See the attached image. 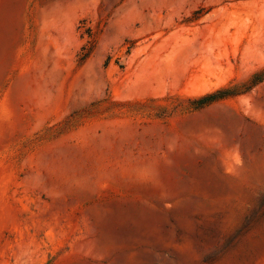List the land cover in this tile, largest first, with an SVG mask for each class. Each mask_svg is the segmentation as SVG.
Here are the masks:
<instances>
[{
    "label": "rangeland",
    "instance_id": "obj_1",
    "mask_svg": "<svg viewBox=\"0 0 264 264\" xmlns=\"http://www.w3.org/2000/svg\"><path fill=\"white\" fill-rule=\"evenodd\" d=\"M0 264H264V0H0Z\"/></svg>",
    "mask_w": 264,
    "mask_h": 264
},
{
    "label": "trees",
    "instance_id": "obj_2",
    "mask_svg": "<svg viewBox=\"0 0 264 264\" xmlns=\"http://www.w3.org/2000/svg\"><path fill=\"white\" fill-rule=\"evenodd\" d=\"M229 94H231L229 92V90L228 89H224V90L219 91V93H213V94H210L208 96H205L204 99H206V101L215 100L218 97H223V96H226V95H229Z\"/></svg>",
    "mask_w": 264,
    "mask_h": 264
},
{
    "label": "bare ground",
    "instance_id": "obj_3",
    "mask_svg": "<svg viewBox=\"0 0 264 264\" xmlns=\"http://www.w3.org/2000/svg\"><path fill=\"white\" fill-rule=\"evenodd\" d=\"M223 15H221V17H222ZM229 16V15H228ZM227 15H226V17H228ZM229 18V17H228ZM223 20V19H222ZM192 42V41H191ZM190 44H192V43H190ZM201 47V46H200ZM204 48V47H203Z\"/></svg>",
    "mask_w": 264,
    "mask_h": 264
}]
</instances>
